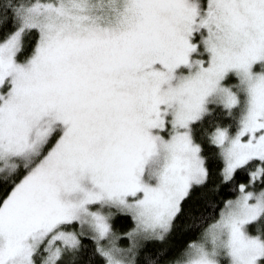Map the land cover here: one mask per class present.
I'll use <instances>...</instances> for the list:
<instances>
[{"label": "snow or ice", "instance_id": "1", "mask_svg": "<svg viewBox=\"0 0 264 264\" xmlns=\"http://www.w3.org/2000/svg\"><path fill=\"white\" fill-rule=\"evenodd\" d=\"M0 264H264V0H0Z\"/></svg>", "mask_w": 264, "mask_h": 264}]
</instances>
